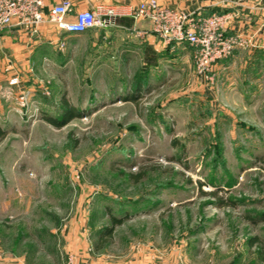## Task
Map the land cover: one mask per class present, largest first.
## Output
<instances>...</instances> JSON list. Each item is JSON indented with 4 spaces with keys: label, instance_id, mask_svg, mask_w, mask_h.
Here are the masks:
<instances>
[{
    "label": "rangeland",
    "instance_id": "rangeland-1",
    "mask_svg": "<svg viewBox=\"0 0 264 264\" xmlns=\"http://www.w3.org/2000/svg\"><path fill=\"white\" fill-rule=\"evenodd\" d=\"M114 33L28 60L21 93L1 83L0 257L67 264L83 245L112 264H264V48L204 74L189 45ZM110 214L122 223L100 245Z\"/></svg>",
    "mask_w": 264,
    "mask_h": 264
},
{
    "label": "built area",
    "instance_id": "built-area-1",
    "mask_svg": "<svg viewBox=\"0 0 264 264\" xmlns=\"http://www.w3.org/2000/svg\"><path fill=\"white\" fill-rule=\"evenodd\" d=\"M239 1L221 0L220 4L226 8ZM43 8V0H0V29L16 26L36 35L44 23H49L58 30L80 34L92 29H105L120 14V8L109 5L78 10L70 0H62L46 12ZM127 14L134 21H148L149 32L157 36L164 46L189 45L199 73L206 74L215 62L229 57L237 49L259 47L253 34L226 32L232 18L230 12L205 14L200 9L189 12L163 5L158 0H141L130 6ZM144 34H147L146 30L138 32V35ZM18 82L17 77L9 80L10 85ZM67 264H76L74 257H69Z\"/></svg>",
    "mask_w": 264,
    "mask_h": 264
},
{
    "label": "crops",
    "instance_id": "crops-1",
    "mask_svg": "<svg viewBox=\"0 0 264 264\" xmlns=\"http://www.w3.org/2000/svg\"><path fill=\"white\" fill-rule=\"evenodd\" d=\"M62 0H43L44 12L47 9L55 5ZM75 9H86L97 5H109L120 8V14L115 17L109 27L101 29L105 36L114 35L115 31L119 29H125L128 23L132 24V33L134 37L140 38L139 45H136L135 41L132 43V49H142L146 44H151L154 40V34L150 31V24L146 20L134 21L127 13L130 6L136 5L141 0H70ZM161 4L171 7H181L182 4L178 0H158ZM212 5L220 8H225L220 4L221 0H200L196 1V6L201 9L203 6ZM211 9L210 7L204 8V11ZM225 12H230L232 18L230 19L229 27L226 30L228 33H249L253 34L258 42L259 47L255 48L254 52H258L261 47L264 46V0H240L238 3L226 7ZM146 30L147 34L138 35V32ZM90 31V30H89ZM72 34L62 30H58L54 25L44 23L40 27L38 34L33 35L26 29H22L16 26L5 27L0 29V89L1 83L5 82L9 84L8 79L14 74L15 71L26 68L31 60V65H36L35 62L39 63L44 57L50 56L51 48H56L59 41H67L68 39L76 38L84 33ZM154 35V36H153ZM103 36V35H102ZM138 36V37H137ZM156 39H159L155 36ZM160 41V40H159ZM161 42V41H160ZM141 45V46H140ZM178 45L164 46L162 45L161 50L164 55L174 53L177 50ZM237 51V50H236ZM235 51V52H236ZM177 53V52H175ZM34 59L35 62L32 61ZM29 60V61H28ZM21 82L11 85L12 90L21 93ZM87 245V244H86ZM86 246L80 247L79 250L71 251L74 253V260L76 264H112L108 261H102L100 258L95 260L91 258ZM56 254V251H55ZM149 264L144 261L129 262L128 264ZM0 264H26L25 258L19 255H5L0 257ZM121 264V263H116ZM127 264V263H125Z\"/></svg>",
    "mask_w": 264,
    "mask_h": 264
},
{
    "label": "trees",
    "instance_id": "trees-1",
    "mask_svg": "<svg viewBox=\"0 0 264 264\" xmlns=\"http://www.w3.org/2000/svg\"><path fill=\"white\" fill-rule=\"evenodd\" d=\"M217 9H219V8L215 7V8L204 11V13L205 14H208L211 12L223 13L226 11V8H222V9L220 8V10H217ZM63 103L65 104V106H67V111L63 115L64 122H66V121L70 120L72 117L77 116V113H75L76 111H74L72 105L67 100L64 99ZM46 120L53 125H56V126L61 125V124H59L60 122L54 118H47ZM3 136H4V131L2 129H0V139ZM132 176H133V179L135 180V182H138V180L142 176V173H137V174L132 175ZM262 220H264V217H262ZM121 223H122V219H119V218L115 217L113 214H110L111 226L104 229L105 231L103 232V235L100 236V238H99L100 245H102L105 242V240H107V238H110V236L114 230V227L121 224ZM255 240H256V238L252 239V241L250 240V243L254 242Z\"/></svg>",
    "mask_w": 264,
    "mask_h": 264
}]
</instances>
